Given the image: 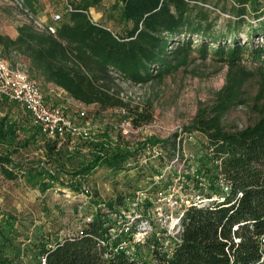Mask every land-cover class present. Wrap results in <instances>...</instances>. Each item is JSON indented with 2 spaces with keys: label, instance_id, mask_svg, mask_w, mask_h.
Listing matches in <instances>:
<instances>
[{
  "label": "trees",
  "instance_id": "16d2710c",
  "mask_svg": "<svg viewBox=\"0 0 264 264\" xmlns=\"http://www.w3.org/2000/svg\"><path fill=\"white\" fill-rule=\"evenodd\" d=\"M19 1L32 8L38 0ZM206 1L114 0L113 6L120 8L124 23L121 31L114 32L91 18L90 8L98 6L101 0H69L54 34L24 23L14 39L0 35L4 51L26 57L32 78L61 88L85 105L126 109L135 127L152 121V104L129 106L120 97L121 83H144L154 77L151 70L155 67L159 71L156 76L175 70L189 62L191 50L203 58L212 54L230 71L241 72H234L216 92L213 103L198 107L192 121L183 127L184 132H198L205 137L204 157L211 163L205 173L214 180L219 169L214 161H219L230 190L222 202L191 206L185 211L181 240L169 256L153 251L149 254L155 259L151 260L141 255L140 249L134 256L115 250L109 242L112 222L108 212L116 207L113 202H106L108 211L97 208L75 235L52 237L41 232L35 242L25 247L32 254L28 262L23 260L25 248L17 247L12 256L4 254L12 247V239L0 227V264H264V247L259 241L264 234V103L257 108V118L243 128L228 130L222 121L227 110L243 102L242 87L247 79L259 78L256 98L264 100V44H241L236 33L209 31L201 27L205 20L202 15H196L201 18L194 23L196 2ZM192 2L195 4L191 5ZM236 4V21H230L233 28L245 21V15L264 16V0H236ZM251 32L264 35V18ZM194 35L200 39L195 47ZM227 39L232 40L231 45L221 44ZM246 62L255 71L245 72ZM13 106L20 105L0 96V172L8 180H16L22 173L11 157L16 149L9 151L22 132L28 131L29 137L41 143L45 156L54 157L58 150L57 141L40 133L25 108L20 106L25 114L21 116ZM171 149H176V139L172 140ZM134 152L108 150L102 156L85 157L69 172L68 181L59 182L82 190V181L94 169L106 166L117 173L127 166ZM54 165L58 173L66 174L63 165L57 161ZM55 179L51 175L43 188L52 187ZM211 188L217 190V186ZM14 220L11 216L0 217L9 230H13Z\"/></svg>",
  "mask_w": 264,
  "mask_h": 264
},
{
  "label": "rangeland",
  "instance_id": "374dc122",
  "mask_svg": "<svg viewBox=\"0 0 264 264\" xmlns=\"http://www.w3.org/2000/svg\"><path fill=\"white\" fill-rule=\"evenodd\" d=\"M68 2L69 0H38L32 8H27L15 0H0V35L14 39L18 28L28 21L52 23V15L56 13L63 18ZM194 4L192 2L191 5ZM196 4L192 15H202L205 18L201 27H206L212 32L236 33V39L241 44H264L263 34L253 35L251 32L252 27H256L264 16L257 18L253 13L245 15V21L236 23L233 28L234 25H230V21H236V0H207L205 3ZM113 5L114 0H101L98 6L90 8V15L94 21L119 32L124 23L120 19V8ZM199 16L194 18V23L199 22ZM193 39L195 47L200 43V39L196 35ZM221 44L231 45L232 40H223ZM209 46L215 47V44L209 43ZM0 57L6 59L13 67H29L26 57L13 51L8 53L2 45ZM244 65L245 72L255 71L252 64L246 62ZM156 68L151 70L154 77L144 83L120 84V97L129 103V106H143L147 102L152 104L153 118L148 124L135 127L126 109L124 115H121L119 108L83 104L82 108L87 113L86 121L102 128L93 140L67 139L58 146L54 157L49 158L45 156L41 143L29 137L28 131H24L20 134V139L9 147V151L16 149L11 157L22 173L16 180H8L0 172V217L5 215L15 218L13 230L4 227V221H0V227L5 229V233L9 232L12 239V247L4 253L5 255L12 256L17 247L23 249L30 242H35L41 232L51 234L52 237L77 234L84 222L89 220L87 217L95 213L98 205L103 207L104 211H108L107 206H104L106 202H113V207L116 208L127 207L129 205L125 202V197H131L138 188L150 185L154 181L153 177L158 175H161L162 184H170L171 188L176 186L177 176L194 170L198 171L199 175L208 177L205 171L211 163L204 157L207 152L204 148L206 139L198 132H184L183 127L192 121L198 107L213 103L216 92L226 84L234 72H241L238 69L230 71L227 64L212 54L203 58L194 50L189 54V62L175 70L156 76ZM32 79L39 82L47 101L67 105L68 112L73 117L79 108L77 103L59 87L41 78ZM259 89L258 77H251L243 83V102L223 114L222 121L226 129L243 128L257 118V108L262 107L264 103L263 98H256ZM13 107L17 112L19 109L21 116L25 115L20 106ZM123 120L131 121L134 126L133 131L124 136L119 127H114ZM173 139H176L175 150L171 149ZM166 140L169 142L162 143ZM108 150L136 152L127 166L117 173L106 166L94 169L82 181V192L79 188L75 190L59 182L68 181L69 172L74 170L83 158L90 159L95 154L102 156ZM53 161L63 165L66 174L58 173ZM51 175L56 177L53 186L43 188V183L49 181ZM199 186V183L188 179L180 190L184 189L183 192L191 196L198 194L197 189H201ZM154 188L151 185L150 191ZM150 197L153 198L152 195ZM155 207H159V211L170 218L177 213L172 203L166 199H162ZM108 213L113 220L112 213ZM155 217L158 215L155 214ZM141 247V255L148 257V246ZM31 255V251L26 250L23 260L31 261Z\"/></svg>",
  "mask_w": 264,
  "mask_h": 264
},
{
  "label": "built area",
  "instance_id": "2783aa9c",
  "mask_svg": "<svg viewBox=\"0 0 264 264\" xmlns=\"http://www.w3.org/2000/svg\"><path fill=\"white\" fill-rule=\"evenodd\" d=\"M15 1L21 5L19 0ZM60 19L61 15L56 13L52 15V23L38 21H34V23L28 21V23H31L38 31L54 34L56 23ZM64 93L66 94V92ZM0 96L25 108L30 113L33 123L38 126L40 133L48 139L57 141L58 146L67 139L93 140L96 133L102 129L99 125L89 124L86 121L87 113L82 108L83 103L67 95L79 105L73 117L70 116L67 105L51 103L46 100L39 82L29 77L27 67L21 65L13 67L2 57H0ZM124 113L125 110L119 108V114L124 115ZM119 122L114 127H119L123 136L133 131L134 126L131 121L123 120ZM214 164L219 168L214 180L209 176L206 178L205 175H199L194 170L190 172L191 174L188 172L189 174L177 176L176 181L178 182L176 186L174 185L171 188L170 184H162L160 181L161 175H158L153 177L154 181L150 185L141 189L138 188L131 197H125V202L129 206H121L116 208L115 211H111L113 220L109 217L112 222L109 242L115 247L114 249L123 250L134 256L137 249L147 245L148 251L151 253L158 251L169 256L175 245L181 240L183 232L181 221L185 211L191 206L205 207L214 202H222L230 190L228 180L220 172L219 161H214ZM188 179L200 184L199 188L201 189H197L198 194L189 196L183 192L184 189L180 190L184 188V184ZM151 185L155 187L152 192L150 191ZM212 185L217 186V190H213ZM162 199L172 203V206L177 210L174 217L165 216L159 211V207H155L156 204H160ZM99 207L101 206L98 205L97 208ZM155 214L158 217H155ZM87 218L90 220L91 216ZM259 241L261 246L264 247V234L259 237ZM148 258L155 259L150 254H148ZM44 260L42 258V263Z\"/></svg>",
  "mask_w": 264,
  "mask_h": 264
},
{
  "label": "crops",
  "instance_id": "0c3cea01",
  "mask_svg": "<svg viewBox=\"0 0 264 264\" xmlns=\"http://www.w3.org/2000/svg\"><path fill=\"white\" fill-rule=\"evenodd\" d=\"M61 89V88H60Z\"/></svg>",
  "mask_w": 264,
  "mask_h": 264
}]
</instances>
